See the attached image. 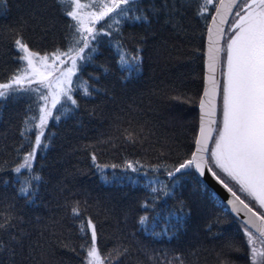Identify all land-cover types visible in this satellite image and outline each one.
<instances>
[{"label": "trees", "instance_id": "1", "mask_svg": "<svg viewBox=\"0 0 264 264\" xmlns=\"http://www.w3.org/2000/svg\"><path fill=\"white\" fill-rule=\"evenodd\" d=\"M201 3L137 0L129 17L147 21L127 19L112 28L101 22L95 51L85 49L91 59L79 61L72 77L77 105L68 101L67 113L53 109L60 119L49 118L48 147L37 150L31 170L14 171L34 144L29 118L38 117L44 101L37 92L0 102V264H84L80 225L89 219L105 264H250L242 223L193 168L167 174L189 157L196 137L213 10L209 5L197 15ZM69 24L75 21L57 0H4L0 83L20 67L18 36L40 55L65 51L74 42ZM119 45L131 54L139 49L138 70L121 67Z\"/></svg>", "mask_w": 264, "mask_h": 264}, {"label": "snow or ice", "instance_id": "2", "mask_svg": "<svg viewBox=\"0 0 264 264\" xmlns=\"http://www.w3.org/2000/svg\"><path fill=\"white\" fill-rule=\"evenodd\" d=\"M3 3L4 0H0V4ZM57 3L65 14L76 22L69 24V28L75 30L74 42L65 51L57 48L50 57L47 53L40 55L38 51L31 50L27 42L18 36L14 46L19 53L17 60L20 67L8 82L0 83V102L17 93L37 92L39 95L36 100L44 101L43 105L38 106V117L34 115L29 118L32 124L27 130H36L34 145L24 156L23 162L14 169L15 172H20L21 168L31 170L37 149L48 147L45 143L47 139L45 128L49 118L60 119L59 115L54 116L53 109L67 113L71 111L67 106L68 101L72 105H77L72 96V76L77 72L78 61L91 59L90 53L84 54L85 49L95 51L92 42L104 28V23L101 22L111 21L107 23V27L112 28L113 24L120 25L127 19L144 21L148 19L143 15L129 17V10L137 7V0H105L98 10L89 12H84V9L96 7L95 4H83L81 0H57ZM69 3L73 5L71 11L64 8ZM209 5L216 9V15L212 17L213 24H216L219 17L220 24L227 23L229 25L227 31L233 32L226 41V71L224 58L220 56L224 49L214 38L216 34L224 35L226 30L219 25L215 29L209 26L208 77L200 101L202 114L199 134L195 138L196 148L191 159L180 163L174 171L167 174L174 178L175 173L195 166L201 175H204L207 167V172L211 173L233 197V200L229 201L233 205V211L237 213L245 211L248 215L241 227L250 248L252 264H264V250L258 247L264 245V212L259 211L264 209V0H220L219 6L214 0H202L197 15L203 16ZM228 13H231L234 19H229ZM98 23L100 29L96 27ZM75 33H79V36L77 37ZM104 34L111 35L110 32ZM118 54V63L121 67L139 69L142 59L139 49L135 54H131L123 45H119ZM66 60L71 66L61 69L59 65L65 64ZM56 61H59V64ZM217 66H220L222 80L216 79ZM55 72H59V76H54ZM49 76L52 79H48ZM33 81L39 88L32 87ZM84 83L87 84L86 81ZM42 88H47L48 92H41ZM217 91L219 102L215 100ZM84 94H89L86 89ZM25 123L28 124L29 121ZM21 135H25V132L22 131ZM209 141L212 142L211 147ZM96 159L97 157L93 155L94 164ZM127 167L133 171L138 170L131 163ZM220 173H223V176ZM32 179L40 180L41 177L33 176ZM236 185L239 186L238 189ZM166 188L167 185H162L161 190ZM152 191L156 192L157 188L152 187ZM21 192H27V189L22 188ZM238 192L255 201L257 210L254 211ZM165 194L167 195L166 191ZM72 212L75 216L81 215L78 206H74ZM146 220L147 217H141L140 223L143 224ZM3 227L4 225L0 224V228ZM80 232L84 239L80 247L87 253L85 264H103L93 221L89 219L85 223L81 220ZM180 264H183V261Z\"/></svg>", "mask_w": 264, "mask_h": 264}, {"label": "water", "instance_id": "3", "mask_svg": "<svg viewBox=\"0 0 264 264\" xmlns=\"http://www.w3.org/2000/svg\"><path fill=\"white\" fill-rule=\"evenodd\" d=\"M219 3H220V0H216L215 4L217 6H219ZM214 15H216V9L213 7V10H212V12L210 14V18H209V20H208V22L206 24V30H205V34H204V36H205L204 44H203V47H204V51H203V58H204L203 59V69L204 70H203V76H202L203 82H202L201 93H200V96H199V98L197 100V102H198L197 103V112H198V115H197V123H198V125H197V130H196V133H195L196 134V137L199 134V128H200V123H201V114L202 113H201L200 101H201V97L204 94V90H205V86H206V80H207V77H208V72H207V60H208L207 54H208V49H209L208 27L211 26L213 29H215L217 27V25H219L221 28H224L225 30L227 28V23L220 24L219 17H217L216 24H213L212 17ZM227 15L229 16V19L232 16L231 13H228ZM214 38L217 39L219 41L220 46H222V43H223V40H224V35L221 36L219 34H216ZM220 56H221V53H220ZM215 75H216V79L217 80H221V69H220V66H217V71H216V74ZM218 97H219V94H218V91H217L216 92V95H215V100L217 102H219L218 101ZM205 99H207V97H205ZM193 145L194 146H193L192 152L195 151V148H196L195 140L193 142ZM192 152L190 153L189 157L186 160H189V159L192 158ZM186 160H184L182 163H184ZM191 168H193L195 174L199 178H201L203 180V182L211 190V192H213L217 196V198L220 199V201L222 202V204H224V206L229 210V212L233 215V217H235L236 219H238L241 223H243V221L248 218V215H246L245 211H241L239 213L233 211V205L231 203H229V201L233 200V197L227 191V189H225L212 176L211 173L207 172V167L205 168V174L204 175H201L200 171H198L195 166H193ZM184 170H189V168L188 169H184ZM237 204H238V202H237ZM253 219H255V218H253ZM257 223H259V222H257ZM253 232H255V229H253ZM257 235H258V233H257Z\"/></svg>", "mask_w": 264, "mask_h": 264}, {"label": "rangeland", "instance_id": "4", "mask_svg": "<svg viewBox=\"0 0 264 264\" xmlns=\"http://www.w3.org/2000/svg\"><path fill=\"white\" fill-rule=\"evenodd\" d=\"M102 1H103V3L105 2V0H102ZM81 3H83V4H87V5H91V4H95V5H96V7H88V8H85V9H84V12L96 11V10H98V8H99L100 6L103 5V4H100V0H81ZM72 7H73V5H71V7H70V11L72 10ZM71 19H72V18H71ZM230 19H234V17L231 16ZM72 21H73V20H72ZM75 23H76V22H75ZM227 25H228V24H227ZM228 27H229V25H228L227 28H226V31H225V34H224V40H223V43H222V47H223L224 50L221 52V57H223V58H224V61H225L224 71H226V50H227V43H226V41H227L228 36L233 35V32H231V31H227ZM51 54H52V53L49 54L50 57H51ZM43 55H44V54H43ZM51 62H52V61H51V58H50L49 63H51ZM78 62H79V61H78ZM56 63L59 64V61H56ZM78 65H79V64H78ZM70 66H71V65H70V62H68L67 60L65 61V64H63V65H59V67H60L61 69H64L65 67H70ZM41 71H43V69H41ZM53 75H54V76H59V72H55V73H53ZM72 77H73V76H72ZM48 79H52V77L49 76ZM221 79H223L222 76H221ZM34 85L37 86V87L39 88V85H38L35 81H33L32 86H34ZM54 87H55V85H54ZM40 90H43L44 93H47V92H48V89H47V88H42V89H40ZM199 96H200V95H199ZM50 100H51V98H49V106H50ZM218 101H220V97L218 98ZM34 141H35V140H34ZM211 144H212V142L210 141V142H209V146H210V147H211ZM33 145H34V144H33ZM33 145H32V147H33ZM32 147L27 151V153L30 152V151L32 150ZM38 149H39V148H38ZM38 149H37V150H38ZM27 153H26V154H27ZM22 162H23V160L20 162V164H21ZM20 164H19V165H20ZM19 165H18V166H19ZM21 169H24V168H21ZM25 170H27V169H25ZM216 171L219 172L218 169H216ZM220 175L223 176V173H220ZM235 187H236V189H238L239 186L236 185ZM238 195H240L242 199H244L246 202H248V204L252 205V207H254L255 209L258 208V206L255 204V201L249 199L244 193L238 192ZM259 211L263 212V209H260ZM247 246H248V245H247ZM258 247H260L261 250H264V245H258ZM248 251H250L249 246H248ZM86 255H87V253L85 254V257H86ZM85 257H84V258H85ZM101 258H102V260H103V264H105V259H104L103 257H101ZM249 261H250V264H252L251 256H250ZM84 264H85V259H84Z\"/></svg>", "mask_w": 264, "mask_h": 264}, {"label": "bare ground", "instance_id": "5", "mask_svg": "<svg viewBox=\"0 0 264 264\" xmlns=\"http://www.w3.org/2000/svg\"><path fill=\"white\" fill-rule=\"evenodd\" d=\"M192 150H193V148H192ZM191 152H192V151H191ZM191 152H190V153H191ZM189 155H190V154H189ZM182 162H183V161H182ZM182 162H180V163H182ZM180 163H178V165H179ZM178 165H177V166H178ZM177 166H176V167H177ZM196 176H197V175H196ZM197 177H198V176H197ZM198 178H199V177H198ZM199 180H201V181L203 182V180H202L201 178H199ZM203 184L206 186V184H205L204 182H203ZM206 187H207V186H206ZM207 188H208V187H207ZM209 190H210V189H209ZM245 202H246V201H245ZM246 203H248V202H246ZM249 206L252 207V205H250V204H249ZM253 209H254V210H257V209H255L254 207H253Z\"/></svg>", "mask_w": 264, "mask_h": 264}, {"label": "flooded vegetation", "instance_id": "6", "mask_svg": "<svg viewBox=\"0 0 264 264\" xmlns=\"http://www.w3.org/2000/svg\"><path fill=\"white\" fill-rule=\"evenodd\" d=\"M263 212H264V209H263Z\"/></svg>", "mask_w": 264, "mask_h": 264}]
</instances>
